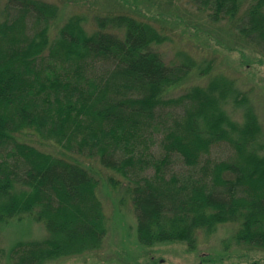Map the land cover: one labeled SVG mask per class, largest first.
Segmentation results:
<instances>
[{"label": "trees", "instance_id": "16d2710c", "mask_svg": "<svg viewBox=\"0 0 264 264\" xmlns=\"http://www.w3.org/2000/svg\"><path fill=\"white\" fill-rule=\"evenodd\" d=\"M188 3L211 22L237 25L264 53V0ZM4 13L0 227L31 213L49 233L0 251L7 264H49L101 247L104 207L83 158L128 180L145 252L172 242L195 249L199 230L229 221L240 222L238 243L264 248V128L249 92L215 76L165 98L212 63L201 70L184 55L167 65L152 48L167 35L129 14L57 23L60 7L45 0H8ZM231 102L243 107L242 123L227 111ZM30 131L65 153L20 141Z\"/></svg>", "mask_w": 264, "mask_h": 264}, {"label": "rangeland", "instance_id": "374dc122", "mask_svg": "<svg viewBox=\"0 0 264 264\" xmlns=\"http://www.w3.org/2000/svg\"><path fill=\"white\" fill-rule=\"evenodd\" d=\"M7 1L0 0V21L5 19ZM45 1L60 7L57 23H63L75 14L88 20L98 15L129 14L152 22L162 35H167L166 42L152 46L167 65L181 63L184 55H189L201 70L212 63L209 71L171 88L165 98L179 96L194 85H207L215 76H226L235 81L240 91L249 92L264 128V53L239 33L237 25L230 21L211 22L207 13L198 11L188 0ZM61 26L55 25L53 32L56 33ZM92 69L99 73L97 68ZM227 111L233 120L244 121L243 107L239 108L231 102ZM19 139L45 152L55 155L65 153L53 140H45L33 131L21 134ZM220 149L223 151L224 147ZM81 162L85 168L92 170L98 181L97 192L103 203L107 231L99 250H88L90 252L49 264H264V248L237 242L240 228L237 221L219 223L209 234L199 230L195 249H190L186 242H172L156 245L145 252L137 242L136 215L128 180L118 171L103 167L97 158H83ZM19 218L22 220L19 221ZM19 218L0 227V251L8 253L20 241L49 237L43 222L36 221L31 213ZM149 251L153 252L147 254ZM0 260V264H7L2 253Z\"/></svg>", "mask_w": 264, "mask_h": 264}]
</instances>
